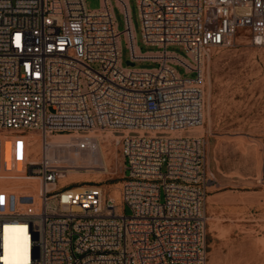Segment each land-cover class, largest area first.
<instances>
[{"label": "built area", "instance_id": "2783aa9c", "mask_svg": "<svg viewBox=\"0 0 264 264\" xmlns=\"http://www.w3.org/2000/svg\"><path fill=\"white\" fill-rule=\"evenodd\" d=\"M114 2L121 31L110 0H0V178L20 183L0 189V264L6 225L23 227L25 264H205L203 139L188 132L203 121L210 50L240 30L264 47V0H135L147 51L127 0ZM144 61L157 65L134 66ZM105 131L124 164L119 202L58 181L55 150H93Z\"/></svg>", "mask_w": 264, "mask_h": 264}, {"label": "rangeland", "instance_id": "374dc122", "mask_svg": "<svg viewBox=\"0 0 264 264\" xmlns=\"http://www.w3.org/2000/svg\"><path fill=\"white\" fill-rule=\"evenodd\" d=\"M88 10L98 8L100 0H84ZM135 41L140 51L154 50L140 41L135 0H127ZM115 26L123 29V18L114 0H110ZM121 63L127 49L120 35ZM168 51L185 56L176 45ZM156 63L139 62L140 68ZM181 76L185 74L175 67ZM189 134L203 139L205 218V264H264V47L254 46L248 34L240 30L229 45L210 50L203 66V121ZM104 150L101 166L65 167L59 183L99 184L106 194L119 202V187L124 164L117 133H97ZM39 154L36 144L27 148V156ZM63 162V161H62ZM66 165V162H63ZM66 170H69L66 172ZM34 179V177H33ZM19 181L0 178V189H16ZM123 213L129 212L127 206Z\"/></svg>", "mask_w": 264, "mask_h": 264}, {"label": "bare ground", "instance_id": "6f19581e", "mask_svg": "<svg viewBox=\"0 0 264 264\" xmlns=\"http://www.w3.org/2000/svg\"><path fill=\"white\" fill-rule=\"evenodd\" d=\"M98 137H100L99 134L95 135L97 145L93 150L78 151L64 146L55 150V153L63 162H66L65 166L68 168L83 167L82 165L100 167V159L104 155V150L98 144L100 140ZM53 139L55 141H65V138L61 136H56ZM113 198L115 200V197ZM26 246L27 241L22 226L6 225L3 227L2 247L5 260L4 264H25L27 258Z\"/></svg>", "mask_w": 264, "mask_h": 264}]
</instances>
